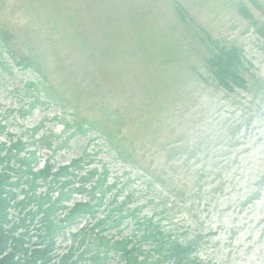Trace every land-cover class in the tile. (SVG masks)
Returning a JSON list of instances; mask_svg holds the SVG:
<instances>
[{"label":"rangeland","instance_id":"rangeland-1","mask_svg":"<svg viewBox=\"0 0 264 264\" xmlns=\"http://www.w3.org/2000/svg\"><path fill=\"white\" fill-rule=\"evenodd\" d=\"M177 1L241 47L246 91H222L188 57L200 31L178 21L171 0H0V141L35 154V172L47 158L53 174L90 160L105 184L94 217L57 237L58 258L76 231L124 203V219L100 239L132 240L147 218L160 238L192 240L203 264H264V0H236L247 19L228 0Z\"/></svg>","mask_w":264,"mask_h":264},{"label":"trees","instance_id":"trees-1","mask_svg":"<svg viewBox=\"0 0 264 264\" xmlns=\"http://www.w3.org/2000/svg\"><path fill=\"white\" fill-rule=\"evenodd\" d=\"M228 1L231 2V0ZM238 11L247 14V9L242 5ZM200 32L212 50L216 52L210 64L216 67L214 77L218 84L230 91L234 88L245 89L248 80L243 73L248 68V64L237 42L228 37L213 39L202 29ZM260 35L264 38V27ZM28 62L33 63L29 60ZM24 65L35 69L33 64ZM4 128V125H0V133ZM21 145L17 143L12 144L11 147L0 141V264H79L84 253L76 254L75 252L86 243H90V248L85 251L94 253L86 257L87 260L90 259V264H107L105 257L107 256L109 260L112 258L110 255L112 253L113 255L119 253L118 256L124 261L122 264H157L160 261L168 262L166 264L205 263L198 258H193L192 253L196 245H192V240L179 241L176 238L170 240V235L168 238H160L162 229L159 230V226L147 218L142 221L136 219V225L144 231L132 240L122 238L119 241L109 242L103 238L100 239L98 236L102 235L99 233L103 231L102 229L107 226L112 228L114 222H116L115 226L120 223L121 217L124 216L123 207L120 205L118 211H115L117 207L115 206L112 212L104 215L102 219H97L92 227L88 228L86 225L76 232L74 237L80 234L81 236L78 242L72 243V254L68 247L69 253H64L57 258L58 246H56L55 237L58 233H62V227L69 228L77 225L87 215L94 217L96 210L88 200L86 203H77L73 207L72 222L70 215L59 219L57 211L59 205L68 197V191L64 187H68L71 183L68 181L60 183L57 177L64 172L67 177L69 175L67 168H61L53 174L51 167L47 164L44 169L35 172L30 168V162L36 160L35 154L31 153V158L28 160L21 157V152L18 153V150L14 151L13 148L19 149ZM80 161L81 158L73 160L72 170L75 168L79 170ZM71 174L72 185L80 181V185L72 187V194L76 191V193H86L91 200L94 197L102 200L105 190V184L101 186L102 175L95 171L86 172L81 176H79L80 172L76 174L72 171ZM94 176H98L97 183L93 187H85L84 184L89 183ZM76 178L77 181L73 180ZM57 184L60 185L55 188ZM58 189L59 191H56ZM55 192L58 195L56 197H54ZM97 194L100 195L97 196ZM55 210L57 213L53 212ZM134 213L126 214L135 218ZM25 222L33 224L29 227ZM101 224H103L102 229L96 228ZM139 238L142 241L147 240L150 248L145 250ZM71 256L72 261H70Z\"/></svg>","mask_w":264,"mask_h":264},{"label":"bare ground","instance_id":"bare-ground-1","mask_svg":"<svg viewBox=\"0 0 264 264\" xmlns=\"http://www.w3.org/2000/svg\"><path fill=\"white\" fill-rule=\"evenodd\" d=\"M47 164H49L50 165V163H47V162H45V166L47 165ZM122 205H124L123 203L122 204H120V206H122ZM118 209H119V207H116L115 208V211H118ZM114 218V217H113ZM113 225H116V222H114V224ZM159 230H160V228H159Z\"/></svg>","mask_w":264,"mask_h":264}]
</instances>
